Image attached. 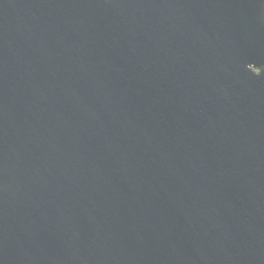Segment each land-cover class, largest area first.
Masks as SVG:
<instances>
[{
  "label": "water",
  "instance_id": "95a60500",
  "mask_svg": "<svg viewBox=\"0 0 264 264\" xmlns=\"http://www.w3.org/2000/svg\"><path fill=\"white\" fill-rule=\"evenodd\" d=\"M230 1L0 0V264H264V0Z\"/></svg>",
  "mask_w": 264,
  "mask_h": 264
}]
</instances>
